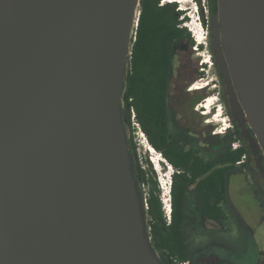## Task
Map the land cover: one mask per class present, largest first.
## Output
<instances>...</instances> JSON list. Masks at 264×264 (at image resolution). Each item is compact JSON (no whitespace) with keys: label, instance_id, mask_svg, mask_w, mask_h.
Listing matches in <instances>:
<instances>
[{"label":"water","instance_id":"water-1","mask_svg":"<svg viewBox=\"0 0 264 264\" xmlns=\"http://www.w3.org/2000/svg\"><path fill=\"white\" fill-rule=\"evenodd\" d=\"M140 1L0 0V264H162L122 115ZM213 24L264 151V0Z\"/></svg>","mask_w":264,"mask_h":264},{"label":"trees","instance_id":"trees-1","mask_svg":"<svg viewBox=\"0 0 264 264\" xmlns=\"http://www.w3.org/2000/svg\"><path fill=\"white\" fill-rule=\"evenodd\" d=\"M218 14L217 6H210ZM201 8V6H200ZM204 26L207 24L202 15ZM185 16L177 3L163 0H141L138 26L132 39L131 54L125 76L122 115L128 134V148L133 158L134 177L140 194L141 208L151 246L162 264H197L190 242L189 229L198 222L212 220L224 224L229 219L225 208H231L228 182L231 175L243 171L238 162L249 153L242 136L228 129L215 135V158L212 165L187 151L173 132L171 124L179 126L170 106L176 49L196 44L185 26ZM210 38H211V32ZM196 48H203L202 45ZM212 51L214 64L218 66ZM198 97L195 107L206 98ZM132 111L141 125L149 144L174 169L171 195L172 214L168 216L162 202V190L151 163L136 158L137 145L131 133ZM242 144L237 149L233 144ZM144 187H147L144 190ZM259 191V188H257ZM191 207V208H190ZM240 228L243 222L237 218Z\"/></svg>","mask_w":264,"mask_h":264},{"label":"rangeland","instance_id":"rangeland-1","mask_svg":"<svg viewBox=\"0 0 264 264\" xmlns=\"http://www.w3.org/2000/svg\"><path fill=\"white\" fill-rule=\"evenodd\" d=\"M169 1L167 0V2ZM179 1L181 3L178 5V9L187 11L183 12L185 21L188 19V15L194 18L193 21L188 23L194 33L193 35L191 32L192 36L198 37L203 48H196L199 44L197 45L195 40L196 44L193 48L184 45L176 49L171 89L172 109L174 112L184 111L186 110L183 106L184 102L189 97L206 95L207 98L201 103L207 104V99L210 98V101L213 102L210 108L212 109L211 115H206L204 113L205 108L196 105L195 112L198 115L192 116L193 121L191 118L190 124H195L198 127L197 130L200 131L209 122L213 126L214 132L225 128H227L225 131L227 132L229 128H232L227 114L223 113V108H214L215 94L212 96L206 94V92L210 93L218 88L216 86V84L218 85V75L210 49V29L207 26L201 28L202 12L200 5L196 4L195 0ZM202 7L204 8L207 24L210 25V19L207 17L209 16L208 6L204 7L202 3ZM184 114L186 116V113ZM203 116H209V119L202 122L201 117ZM215 116L217 117L215 118ZM131 133L135 137L132 129ZM134 141L137 143L136 140ZM145 145V143H138L136 158L143 162L146 168H148V165L145 161L148 160L151 163L160 184L159 179L161 181L163 178L167 180V177L172 174V170L167 167L164 160L161 162V166L157 167L156 159H159V152L151 155ZM258 183L249 168H246L245 172L240 171L231 175L228 182V195L235 217L232 216L225 228L217 223L205 222L190 230L192 248L196 253L207 254L202 257V264L216 262L218 259L215 253L219 252H226L227 255L229 253L232 259L242 261V264H264V193L257 191ZM146 189L147 187H144V190ZM236 218H240L243 222V229L240 228Z\"/></svg>","mask_w":264,"mask_h":264},{"label":"flooded vegetation","instance_id":"flooded-vegetation-1","mask_svg":"<svg viewBox=\"0 0 264 264\" xmlns=\"http://www.w3.org/2000/svg\"><path fill=\"white\" fill-rule=\"evenodd\" d=\"M218 1L219 0H195L196 4L198 3L201 6L202 15L204 14V11H203L204 8L202 7V3L205 7L208 6L209 16H207V17L210 19V24H211V29H210V32H211L210 49H211V51H214V49H213V43H214V35H213L214 24H213V22H214L215 12L212 13L210 6L213 5V7L214 6L218 7ZM214 55L216 57V61L218 62V66L216 64H214L216 67L215 69H216L217 75H218V80H217L218 85L216 84V86L218 88H215L210 93L206 92V94L207 95L209 94V96H212L215 94L216 102H214V108H216V109H222L223 108V110H224L223 113L227 114V116H228V118L232 124L231 129L238 132L242 136V138L244 139L245 143L248 144L249 153L246 154L245 159H242L240 162H238V164H239V167L244 166V164L247 165V167H243L242 172H245L246 168H249L250 171H252V174H253L255 180L260 183V184L258 183L259 191L264 193V176L261 173V169L264 170V151H263L261 145L259 144V141L256 137L255 132L250 127V123L247 119L246 114L243 112L244 116H243V120H242V118L240 116H238L234 110L231 91L234 93L235 100H236V106L238 107V109L240 111H243L244 108H243V105L240 101V98H239V95L237 93L234 82L232 80V77L230 75L228 66H227L225 58H224V54L221 57L216 53H214ZM197 98L198 97H194V96L189 97L188 100H186L184 102L183 106L186 108L187 111L184 110L185 111L184 112L183 110H181L179 112H174L173 116L177 120V124L179 126H175L174 124H171L170 126H171V129L173 132H175V131L178 132V137L181 140L182 145L184 146V148L187 151L192 150V153L195 156H197V157L203 159L204 161L208 162V165H210V164L212 165V163L214 162V158H215V142H214V139H215V135H216L214 133L213 128H212L213 126L210 125L209 122H207V124H205L204 127L199 131V129L197 130L198 127L195 124H190V119L192 118V116L198 115V113L195 112V107L193 106V103L195 102V100ZM170 106H171V108L173 107L172 101H170ZM184 113H186V116ZM211 113H212V109H210V113L208 115H211ZM201 118H202V122H204V121L209 119V116H207V117L203 116ZM192 121H193V118H192ZM242 124L244 126H242ZM132 130H133V134L135 135V129L133 127H132ZM248 137H251L253 139V141L255 142L254 147L251 145ZM237 142L241 146L242 141L240 140ZM149 146L150 147L147 146L148 151H149V149L154 150V148L150 144H149ZM255 148L262 155V160H261L262 168L258 167V162H257V158L255 155V151H256ZM149 152L151 153V155L157 153L156 151L154 153L151 151H149ZM162 158L164 159L163 156H159L158 160L160 161V159H161V162H162L163 161ZM165 162H166V160H165ZM160 166H161V164H160ZM171 170H172V174H171L170 179H172V175L174 173V169L172 168ZM168 179H169V177H168ZM167 205L163 204L164 210L167 209ZM170 208H171V214H172V195L170 196ZM225 210L229 214V219L224 224H221L219 222H215L212 220H205L203 222H198L197 226L191 227L189 229V232L192 228H196V227L200 226L201 224H204L205 222L217 223V224L222 225L225 228L227 226L228 222L232 218V212H231L230 206L226 207ZM170 217H171V215H170ZM168 219H169V217H168ZM236 220H237V218H236ZM227 253H228V251H227ZM193 254H194V258H195L197 264H202L201 263L202 257L204 255H207L204 253H196L194 249H193ZM215 254H216L215 256L217 257L218 260H216V262H214L213 264H242V261H238L237 259L236 260L232 259L231 258L232 256L230 257L229 253H228V255L226 254V252H224V253L219 252V253H215ZM187 262L189 264H191L189 261H187ZM184 263H186V262H184Z\"/></svg>","mask_w":264,"mask_h":264},{"label":"built area","instance_id":"built-area-1","mask_svg":"<svg viewBox=\"0 0 264 264\" xmlns=\"http://www.w3.org/2000/svg\"><path fill=\"white\" fill-rule=\"evenodd\" d=\"M164 1H167V0H163V2ZM175 1V0H174ZM169 2H173L172 0H170ZM205 7V6H204ZM137 26H138V21H137V23H136V28H137ZM200 26H201V28H203V21H201L200 22ZM134 34H135V32H134ZM193 35H194V33H193ZM194 38H195V40L197 41V45L199 44V45H201L200 43H201V41L199 42V40H198V37H195L194 36ZM210 99V98H209ZM209 99H207V100H209ZM199 105V107H202V108H205V114L206 115H208L209 113H210V108H207L206 107V105L207 104H203V103H200V104H198ZM132 113H133V115H132V127L135 129V140L138 142V143H145L146 145L145 146H148V147H150L149 146V143H148V140H147V137H146V135H145V133L142 131V129H141V126H140V124H139V122L137 121V119H136V115H135V112L134 111H132ZM226 129L227 128H225V129H222V130H218V131H215L214 133L217 135V134H219V133H224L225 131H226ZM229 129H231V128H229ZM240 146V144L238 143V142H236V143H234L233 144V148L234 149H237L238 147ZM160 156H161V154H160ZM243 159H245V156H243ZM164 160V159H163ZM165 161V160H164ZM167 163V162H166ZM168 165V164H167ZM171 167V166H170ZM167 177V176H166ZM159 181H160V187H161V190H162V195H161V197H162V201H163V204L164 205H167L168 203V205H167V209H165V212L167 213V215H168V217L170 218V215H171V208H170V196H171V184H172V179H168V177H167V180L166 179H162V181H161V179H159ZM182 264H189L188 262H186V263H182Z\"/></svg>","mask_w":264,"mask_h":264},{"label":"bare ground","instance_id":"bare-ground-1","mask_svg":"<svg viewBox=\"0 0 264 264\" xmlns=\"http://www.w3.org/2000/svg\"><path fill=\"white\" fill-rule=\"evenodd\" d=\"M212 105H213V102H211L210 101V99L207 101V105H206V107L207 108H211L212 107ZM220 113V112H219ZM218 115H220V114H218ZM217 116H215V118H216ZM149 151H151V152H155V150H151V149H149ZM163 160V159H162ZM161 162V159H160V161L158 160V159H156V165H157V167H159L160 166V163ZM171 168V167H170Z\"/></svg>","mask_w":264,"mask_h":264},{"label":"clouds","instance_id":"clouds-1","mask_svg":"<svg viewBox=\"0 0 264 264\" xmlns=\"http://www.w3.org/2000/svg\"><path fill=\"white\" fill-rule=\"evenodd\" d=\"M185 26H188L189 24L188 23H185L184 24ZM167 167L171 170L172 168H170V165H167ZM169 177V180H170V177H171V174L168 176Z\"/></svg>","mask_w":264,"mask_h":264}]
</instances>
